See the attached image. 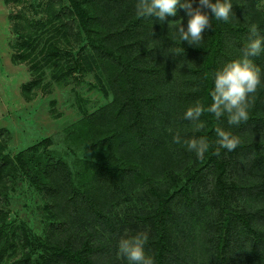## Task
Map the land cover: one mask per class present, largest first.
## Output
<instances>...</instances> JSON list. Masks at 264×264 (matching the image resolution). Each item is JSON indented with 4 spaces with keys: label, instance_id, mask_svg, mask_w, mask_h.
Returning a JSON list of instances; mask_svg holds the SVG:
<instances>
[{
    "label": "rangeland",
    "instance_id": "rangeland-1",
    "mask_svg": "<svg viewBox=\"0 0 264 264\" xmlns=\"http://www.w3.org/2000/svg\"><path fill=\"white\" fill-rule=\"evenodd\" d=\"M80 1L90 11L91 34L104 33L106 50L137 68V85L150 99L147 114L154 139L150 147L139 148L129 116L117 112L116 68L63 15L68 0H0V264L21 257L33 264H75L52 255L51 245L78 248L96 264H129L119 254V241L139 233L153 237L152 220L143 216L156 210L163 195L168 197L164 223L171 247L164 254L166 264H220L214 167L183 143L200 138L201 129L184 113L202 94V53L197 50L208 42L209 29L199 46H191L180 42L172 27L176 21L171 20L177 19L187 26L179 6L176 16L160 22L138 18L137 0ZM191 3L199 6V0ZM232 13L230 23L246 29L224 28L212 79L240 58L250 24H257L264 37V0H232ZM252 60L261 69V85L249 109L251 119L239 126L224 119L218 127L241 143L256 144L225 150L222 159L230 207L242 210L264 234V53ZM199 122L204 125L203 118ZM177 133L179 144L173 143ZM46 136L51 141L39 151L53 163L52 192L36 189L12 160ZM213 142L217 144L215 132ZM103 163L119 166L121 188L110 192V185L98 180L95 173ZM68 179L78 192L94 196L103 216L78 206L73 219L62 204ZM145 254L152 257L148 242ZM223 264H264V251L252 233L232 218Z\"/></svg>",
    "mask_w": 264,
    "mask_h": 264
},
{
    "label": "trees",
    "instance_id": "trees-1",
    "mask_svg": "<svg viewBox=\"0 0 264 264\" xmlns=\"http://www.w3.org/2000/svg\"><path fill=\"white\" fill-rule=\"evenodd\" d=\"M69 5L63 11V15H69L77 27L76 33H84V39L88 42L89 46L100 57L109 59L115 66L113 82L120 81L119 86L115 88L116 93V108L117 112H122L129 116V125L135 132V137L140 149L150 147L151 141L154 139L152 134V125L149 122L147 114V106L150 99L141 93L137 85L138 72L134 63L126 58H121L106 50L107 36L103 34L93 35L88 29L90 24V11L82 4L80 0H68ZM215 2V0H213ZM211 16L210 10H208ZM68 33H72V25L68 24ZM232 28L233 31L239 32L246 28L243 25H234L228 22L218 21L212 19L211 27L208 29L209 38L208 42L198 48L197 52H201L202 60L199 71V81L201 83L202 94L198 103L202 104L205 112L201 116L204 120V126L199 131V137L205 138L210 147L203 156L205 164H211L214 167V189L217 196L221 222L220 231L218 236L217 248L220 254V264H223V244L225 233L230 225L231 218L240 224L253 235L254 244L258 245L264 251V234L254 227L251 218L248 217L242 210L231 208L228 203L227 188H226V163L222 159L226 149L221 148L220 155L216 156L213 153L219 147L218 144L213 142V135L215 129L219 126L221 120H228L227 116H222L217 119L214 114L209 113L206 109L212 103L211 91L214 88L212 79L213 70L215 67V60L217 54L221 51V35L223 30ZM18 35L19 30H15ZM29 37V35H27ZM26 41V40H25ZM254 117V116H253ZM250 118V117H249ZM251 119V118H250ZM243 123V122H242ZM48 136L39 139L37 142L27 146L18 152L13 157V163L17 168L26 176L31 185L36 189L52 192L56 190V182L51 177L53 163L44 154L39 151L40 146H48L50 143ZM255 143H240L236 149L245 147H254ZM246 149V148H245ZM119 166L114 163H103L96 170V177L101 183L106 182L110 185V192L121 188V183H118L120 175L118 173ZM66 195L62 204L67 207V212L76 219L78 206L84 208L89 213L97 216H103L100 211L99 205L94 196L88 191L78 192L67 180ZM158 197V207L152 213L146 214L144 218L152 220L154 235L147 242L152 246V258L154 264H166L164 254L171 252V247L166 239V227L164 223V212H167L166 201L168 197ZM89 248V247H88ZM52 255L62 257L73 261L75 264H96L91 258L81 255L78 248H59L56 245L49 246ZM27 259V258H26ZM25 258L21 257L14 259L7 264H33L26 262Z\"/></svg>",
    "mask_w": 264,
    "mask_h": 264
},
{
    "label": "clouds",
    "instance_id": "clouds-1",
    "mask_svg": "<svg viewBox=\"0 0 264 264\" xmlns=\"http://www.w3.org/2000/svg\"><path fill=\"white\" fill-rule=\"evenodd\" d=\"M177 6L185 10L187 26L177 19L171 20L176 21L172 27L178 33L180 42L185 41L191 46L200 45L203 33L211 27L213 18L228 22L233 15L232 0H199V6L196 8H193L191 0H137L136 16L164 22L166 17L176 16ZM202 8L210 10L211 16L207 11H202ZM248 33V43L241 49L240 58L225 64L214 73V88L210 93L212 103L206 109L217 119L227 115L228 124L234 126H239L249 119V109L261 85V69L253 63L252 58L264 53V37L260 35L255 23L249 25ZM204 112V106L197 103L185 111L184 118L194 122L196 130L199 131L204 126L199 122ZM215 133L219 146L213 153L216 156L220 155L221 148L234 151L241 143L239 137L223 128L217 127ZM181 142L179 133L173 136V143ZM183 143L186 144L187 150L194 152L198 158H202L210 147L203 137L189 139ZM147 241L146 233L122 238L118 245L119 254L125 257L129 264H154L153 258L145 254Z\"/></svg>",
    "mask_w": 264,
    "mask_h": 264
}]
</instances>
